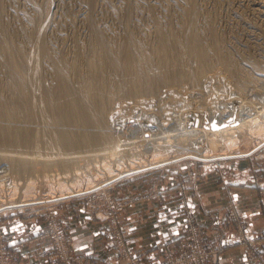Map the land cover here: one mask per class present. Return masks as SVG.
Returning <instances> with one entry per match:
<instances>
[{
    "label": "rangeland",
    "instance_id": "1",
    "mask_svg": "<svg viewBox=\"0 0 264 264\" xmlns=\"http://www.w3.org/2000/svg\"><path fill=\"white\" fill-rule=\"evenodd\" d=\"M129 1L131 2H128V0H0V46L2 47V49L0 47V93L2 97L5 99H7V97H13L16 90L13 87L14 83L8 74L7 68L4 66L7 58H10L13 62L18 64V66L23 62L22 64L25 65L19 66L20 73L23 77L28 78L29 76L30 78L31 76L32 79V71L28 72L27 70L29 61L31 63H29L30 67L28 65V68L31 70L32 59L28 56L34 54L35 51L32 49H36V43H38L37 40H41V42L47 46L46 48L49 51V55H51V57L55 58L56 60L58 57H60L66 59L67 61H73L77 63L78 68H76V71L73 69L66 71V76L68 79L72 83L77 84L79 80L87 74L86 63L89 61V59H92L93 56V53L90 49L92 45L91 39H93L92 27L97 29L101 28L100 30L105 32L109 42H113L112 44L114 46L112 45V47L116 52L121 50V46L123 45L122 41L125 39L123 37L129 35V32L132 33V35H137L136 37L141 39L142 44H145L147 48L149 45L150 49L154 47L156 44V40L153 39L155 38V32L153 31L155 30V19H159L163 24L172 22L170 25L174 28V31L178 33H181L184 30L187 22V15L185 11L190 4L189 0H184V2L187 1V4L182 0ZM194 1L195 3H193ZM194 1L191 2L195 10L192 13L194 16H192L196 23H191V20L193 19L191 16L189 25L194 24L196 29L199 28L197 31L200 35V38H202L201 41L206 49L211 43V38L209 36L210 32L214 31L220 41L225 45L224 50L227 51L228 54L225 51L219 54L218 57L217 55H213L214 57H212V54H210L209 58L211 59L210 62L212 63H209L212 65L209 68L210 64H208L209 66H207L209 69L207 67L206 69H203L204 71L208 69L207 71L203 72L202 70L201 77L200 73L198 74V77L195 69L190 70L195 67L193 61L191 63V60L187 61V59L184 58L186 60V65L189 66V69L188 67H185L186 65H179V69H177L178 65H176V68H174L176 69L174 70L176 73L173 72V77H176V81L174 78L172 80L173 84H170V87L161 86L157 94L150 99L149 97L147 99L138 94L134 96L115 94L110 106L111 116L114 114V116L111 118V130L114 132V134L119 132L121 133L120 136L124 135L126 136L125 138L131 137L130 140L135 141V139L139 140L141 138L140 135L142 134V128H144L146 134L150 138H154L164 135V133H161L163 129L164 131L175 133L174 130L169 131L168 129L180 127L181 122L185 120L183 117L188 112V114H197L199 117L205 118L204 121H207L208 115L212 112V110L225 109V111H230L233 110L236 105L238 106L237 108H239V106L241 107L242 105H264V13H260L255 10V6H253L248 0ZM128 5L131 6V8H129ZM179 7H181V9ZM127 11L129 13H127ZM170 13H172L173 16ZM196 14L198 16L196 17L197 19L195 18ZM150 16L152 18H149ZM165 16H169V18ZM183 18H185L186 21L183 20ZM32 21H34V23H32ZM89 22L92 24H88ZM21 25L24 28H22ZM209 28L210 30H207ZM212 28L214 29L211 30ZM28 34H31V37L27 40L25 37ZM32 37L33 39H36V41L33 40ZM8 41L12 43L14 42V44L18 45L17 47L20 49L16 50L17 53L16 51H14V53L12 52L9 57L6 49ZM150 49L147 50L149 51ZM209 50L210 49H208V51ZM55 54L59 56L56 58L57 55ZM221 55L224 60H227L224 62L221 60V62L224 63L223 66L220 65V59H222V57H220ZM135 57L139 59V56L135 55ZM38 58L37 66L40 69V75L42 76V79L45 83L52 82L53 73H51L52 69L50 66L51 64L49 63L50 60L46 58H42L40 60L41 57L39 56ZM216 58L219 59L220 63ZM230 60H237L236 62L240 63L235 69L232 70L229 65ZM187 62L190 63L188 64ZM254 62H256V64H254ZM224 65H229V67L226 69V66ZM238 67H241L242 70ZM228 68H231L230 70L233 71V73H231V71L229 72ZM234 70H238L239 73L236 72V74ZM144 71H146L147 75H154L158 73V69L154 67L147 68ZM187 73L188 75L189 73H194V75L191 74L187 76ZM234 73L237 78L235 77ZM104 74L105 82L103 84V88L107 91L114 90L116 86V74H112L110 72H105ZM195 74L197 76H195ZM29 78L27 79V81L30 80L29 84L27 81H25V87L27 86L26 84L30 86L26 87L27 93L29 95L28 99H26L31 100L30 102L34 104V115L31 121L20 119L16 122H18V124L22 122L20 125H27L30 127L32 134L31 141L24 145L12 143L9 144L0 141V171L4 167L3 157L7 155H13L17 157L21 156L22 158L35 161L38 165V171L41 173H43L44 168L41 164H38V161H42L43 159H59V157H61L60 150H58L53 144L52 137H50L49 134V131L52 130H50L49 127L56 128V124L53 123L52 126V123H49L48 126L46 123L44 105L42 104L40 97V89L34 85L33 79L31 80ZM176 82L179 83V85ZM172 91L176 92L175 95L171 93ZM174 101H176V103L172 104ZM172 107L174 110H171ZM137 131H139V133ZM38 132H40V135L37 137V135L34 134H37ZM263 146L264 140L261 134L251 135L248 132H244L243 136L240 138L238 146L230 154H220L218 152H214L207 157H202L193 146L188 145L185 146L188 147V149L181 148V150H178L179 152L176 157H171L169 160L165 161H157L154 165L146 164L144 166H140L139 164L141 160H144L145 163H147L149 160V154L141 153L134 148L118 161H123V169H114V178H109V174L106 172L104 167L107 164H110V166L116 168L113 164L116 162L110 158H100L99 155L96 156L98 152H95L94 154L97 159H102L104 161V165L99 167V160L96 161L98 168H94L91 172V175L89 174L91 177V184L88 190L63 197L59 196L57 187L50 190L48 185L43 182V180L40 181V176L36 178V180L34 179L35 177H33L35 180L34 190H36V193L28 196L30 195L29 192V194L25 197L23 195V191L25 189L23 178L27 177L28 181L30 178V173H27L26 170H8L2 174L5 173L4 175L6 178L12 175L14 181L17 180L18 182H22V185L19 187L17 192H14L13 196H11L12 200L8 199L10 198V193H8L9 196L5 195L7 201L0 204V217L18 212L23 214H34L38 216L41 215L45 224L42 231V236L49 240L46 256L52 261V264H59L60 256L58 255L57 257H54L50 251L51 249H56V246L59 244L58 240L63 238L62 232L64 234L66 244H69L68 247L72 257L80 259L86 258L88 259L89 264H93V257L89 255H76L72 252V242L68 233V228L65 223H63L61 218V203L70 199L83 200L99 219H105L108 220V222H114L124 207L130 202L129 199L119 197V193H116L115 189L117 184L129 181L131 178L136 177L137 175L156 173L158 171L162 172L175 166L191 167L192 165L197 164L220 162L225 159L251 158L254 161L253 167H260L264 163L263 159L254 158V156L258 154V151ZM80 150H87V148H82ZM88 153L90 152L83 154ZM88 157H93V155ZM117 159H119V157L115 158V160ZM129 160H132L131 162L134 163L135 167L131 166V162ZM84 175L87 176V172ZM143 196H151V198L154 199L158 195H149L145 193ZM29 197L34 199H25ZM50 213L54 215V217H52V225L54 228H51L50 223L51 231L48 235L46 234V230L49 229V222L47 219ZM100 214H102V216H100ZM225 215L226 226L228 228L232 226L235 229L238 235V241L245 247L250 263L264 264V226L262 227L260 235L250 236L244 221L238 216L233 205H229ZM187 219H192L193 224V226L190 227L191 240L189 245H194L197 242L199 243L197 250L191 249V252L198 253L200 259L208 258L210 264H217L218 254L223 249L222 246L219 245L220 239H205L204 231L202 227L198 225L196 220H194V218L191 216H188ZM186 220L185 230L182 236H184L187 231ZM110 228L112 229V226ZM243 229L245 231L244 235L242 234ZM60 234L62 236H59ZM176 240L165 243L160 251L158 261L144 263L141 254L133 255L131 252L118 250L116 251L119 256L117 259V264H158L163 260L162 255L164 249L168 245L172 244V242L174 243ZM114 243L120 247V236L115 238ZM0 244H3L9 253L16 255V258L12 259L10 263L16 264L18 261V253L15 250L9 248L6 242L1 238ZM202 249H205V252H201ZM7 251L5 252L6 254H8ZM255 251H261V254L259 253L261 257L255 255ZM250 253L254 255L251 254L250 256ZM1 257L4 258L0 254V258ZM134 258L137 261H135Z\"/></svg>",
    "mask_w": 264,
    "mask_h": 264
},
{
    "label": "bare ground",
    "instance_id": "2",
    "mask_svg": "<svg viewBox=\"0 0 264 264\" xmlns=\"http://www.w3.org/2000/svg\"><path fill=\"white\" fill-rule=\"evenodd\" d=\"M182 1L184 2V0ZM193 1L194 0H189L190 4L188 3L189 5L185 11L187 15V18L185 17L187 22L184 30L182 29L183 31L181 33L174 31V28L170 25V23L172 22L163 24L159 19H155V30H153L155 32V38L153 39L156 40V44L151 49L149 48L150 45L147 48L145 44H142L141 39L136 37L137 35L135 36L133 34V36L132 33L129 32V35L123 37L125 39H123L124 42L122 41V46L120 43V46L122 47L121 50L119 51L118 49L119 52H116L112 47L113 42H109L105 32L103 30H100L101 28L97 29L92 27L93 39H91L92 45L90 49L93 53V56L92 59H89V61L86 63L87 74L83 76L77 84L72 83L66 76L67 70H77V63L73 61H67L66 59L60 58L58 57L59 55L55 54L57 55L56 58L58 57L56 60L55 58L51 57V55H49V51L46 48L47 46H45L41 42V40H37L38 43H36V49H32L33 51H35L34 54L28 56L32 59L31 70H29L30 68H28L29 63H31L30 61L29 63L27 62L28 65L26 64L27 70L28 72L32 71L31 75L34 85L40 89V97L42 100V104L44 105L46 123L48 124V126L49 123H52V126L53 123L56 124V128L49 127L50 130L52 129L51 131H49V134L50 137H52L53 144L57 147L58 150H60L61 157H59V159H43L42 161H38V164H41L44 168L43 173L38 171L37 163L31 159L28 160L22 158L21 156L17 157L13 155H7L3 157L4 167L0 171V204L7 201L5 195L9 196L8 193H10V198L8 199L12 200L11 196H13L14 192H17L19 187L22 185V182H18L17 180L14 181L12 175L6 178L4 175L5 173L2 174L3 172H7L8 170H26L27 173H30V178L28 179V181L27 177L23 178L25 183L23 195L25 197L29 194V192L30 195L28 196L36 193V190H34V184L36 178H38L39 176L41 178L40 181L43 180V182L48 185L50 190L57 187L59 196L63 197L70 194H78L80 192L88 190L91 184V172L94 168H98L96 161L99 160V167L104 165V161L100 158H110L111 160L116 162L113 163L116 168H113L112 166H110V164H107L104 167L106 172H108L109 174V178L113 177V175L115 174V172H113L114 169H123V161H118L134 148L141 153L149 154V160L147 161V163H145L144 160H141L140 164L138 163L140 166H144L146 164L154 165L157 161H165L169 160L171 157H176L179 152L178 150H181V148L188 149V147H185L188 145L193 146L202 157H207L214 152H218L220 154H230L238 146L240 138L243 136L244 132H248L251 135L261 134L264 140L263 104L262 106L242 105L241 107L239 106V108H237L238 106L236 105V107H234V109L230 111H225V109L212 110V112L208 115L207 121H204L205 118L199 117V115L197 114L196 116L195 114H188V112L183 117L185 120L181 122L180 127H177L175 129H168L169 131L174 130L175 133H170L164 131L163 129L161 133H164V135H160L154 138H150L144 131V128H142V134L140 135L141 138H138L139 140L135 139V141H131V137L125 138L126 136L124 135L120 136L121 133L119 132L115 134L114 132H112L111 118L114 116V114H112L111 116L110 106L115 94H122L127 96H134L138 94L147 99L149 97L150 99L157 94L161 86L170 87V84H173L172 80L174 78V80L176 81V77H173V72L176 73V71H174L176 69L174 68H176V65H178L177 69H179V65L185 66V59H187V61L191 60V63L193 61L195 67L190 70L195 69L197 75L200 73L201 77L202 70L204 68L206 69V67L208 68V64L212 63L210 62L211 59L209 58V55L212 54V57L217 55L218 57L219 54L225 51V45L220 41L214 31H209L211 43L206 49L201 41L202 38H200V35L197 31L199 30V28L196 29V26L194 24L193 25L195 29L193 28V25H189V20L193 15L192 13L195 11L194 6L191 3ZM248 1L253 6H255V10L260 13H264V0ZM128 2L131 1L128 0ZM184 3L187 4V1ZM193 3H195V1ZM129 8H131V6H129ZM179 8L181 9V7ZM127 13L129 12L127 11ZM170 14L172 15V13ZM169 16L165 17L169 18ZM196 17H198L197 14L195 18ZM149 18L152 17L150 16ZM185 18H183V20H185ZM194 22L195 21L193 18L191 20V23ZM32 23H34V21H32ZM88 24L92 23L89 22ZM22 25L21 27L24 28ZM213 29L214 28H212L211 30ZM207 30H210V28ZM30 37L31 34H28L25 38L28 40ZM33 40L36 41V39ZM17 46L18 45H15L14 42H7L6 49L9 54L8 57L10 56V54H12V52L14 53V51L20 50ZM147 49L150 50L148 51ZM208 49L210 50L208 51ZM225 52L227 53V51ZM135 55L139 56V59H137ZM38 56L41 57L40 60L42 58L50 60L49 63L51 64L50 66L52 69L51 73H53L52 82L45 83L42 79V76L40 75V69L37 66ZM220 57H222V55ZM53 59H55L56 61ZM219 59H217L218 62ZM221 60H223V62L227 61L224 60L223 57L222 59H220V62ZM236 61H229V65L232 70L235 69L240 63L239 61V63H237ZM223 62H221V66H223ZM22 63H20L19 66L23 65ZM254 64H256V62H254ZM211 65L212 64H210L209 68L211 67ZM229 65L224 66H226L227 69ZM4 66H6L8 74L14 83V86H12L16 90L14 89L15 92L13 90V92L15 93L13 97H7V99L2 97L0 93V141L9 144L12 143L17 145H24L31 141L32 134L30 131V127H28L27 125H20L22 124V122L18 124V122L16 121L20 119L31 121L34 115V104L30 102L31 100H27L29 95L27 93L26 87L29 86L28 84L30 80L27 81L29 76L28 78L23 77L19 71L18 64L13 62L10 58H7ZM153 67L158 69V73L154 75H147L146 71L144 70ZM185 67H188L189 69L188 65H186ZM230 69L228 70L229 72L231 71ZM238 70H234V72L239 73ZM205 71L203 70V72ZM105 72L116 74V86L114 90L107 91L103 88V84L105 82ZM194 73H189V75H194ZM231 73H233V71H231ZM189 75L187 73V76ZM197 75L195 74V76ZM29 79H31V76ZM25 81L28 82V84H26V87ZM177 84L179 85V83ZM171 93L175 95L176 92L172 91ZM175 103L176 101H174V103L172 104ZM171 110H174V108L172 107ZM137 132L139 133V131ZM34 135H37L38 137V135H40V132ZM82 148H87V150H80ZM86 152L90 153L83 154ZM95 152H98L96 156L99 155V159H97V157L95 156ZM92 155L93 157H88ZM116 157H119V159L115 160ZM129 161L131 162L132 160ZM131 166L135 167L134 163L131 162ZM86 172L87 176L84 175ZM33 177H35V180L33 179ZM25 199L33 200L34 198L29 197Z\"/></svg>",
    "mask_w": 264,
    "mask_h": 264
},
{
    "label": "crops",
    "instance_id": "3",
    "mask_svg": "<svg viewBox=\"0 0 264 264\" xmlns=\"http://www.w3.org/2000/svg\"><path fill=\"white\" fill-rule=\"evenodd\" d=\"M254 158L264 162V146ZM253 162L251 158L225 159L137 175L117 184L116 193L130 202L110 223L99 219L83 200L65 201L60 204L61 218L72 252L93 257V264H117L118 250L141 254L144 263L158 261L165 243L183 235L185 220L191 216L205 239H220L223 249L217 264H251L235 229L226 226L225 214L233 205L249 235H260L264 163L253 167ZM145 193L158 196L153 199ZM44 225L41 215L18 212L0 217V238L18 253L16 264H52L46 256L49 240L42 236ZM119 236L120 247L114 243Z\"/></svg>",
    "mask_w": 264,
    "mask_h": 264
},
{
    "label": "built area",
    "instance_id": "4",
    "mask_svg": "<svg viewBox=\"0 0 264 264\" xmlns=\"http://www.w3.org/2000/svg\"><path fill=\"white\" fill-rule=\"evenodd\" d=\"M54 217L53 214L48 215V222H49V229L46 230V234L49 235V232L51 231V228L53 229L54 226L52 225ZM51 223V228H50ZM186 226L187 231L180 239L172 242V244L168 245L164 251H163V260L158 264H210L208 258L200 259L199 254L196 252H191V249L197 250V246H199V243L197 242L194 245H189V242L191 240V229L190 227L193 226L192 219L186 220ZM241 232V231H240ZM244 229H243V235H244ZM63 238H60L58 240L59 244L56 246V249H51L50 253L59 258V264H89L88 259L86 258H75L72 257L69 251V244H66V240L64 238V234L62 232ZM61 234L59 236H62ZM6 247L3 244H0V254L4 258H0L1 262L0 264H10L12 259L16 258V255L13 253L6 254ZM201 252H205V249H202ZM261 251H255V255L258 257H261L260 254ZM252 253H250L251 256ZM254 255V254H252ZM135 259V258H134ZM135 261H137L135 259ZM264 261V259H263ZM58 264V263H57ZM126 264H132V263H126ZM213 264V263H212Z\"/></svg>",
    "mask_w": 264,
    "mask_h": 264
},
{
    "label": "water",
    "instance_id": "5",
    "mask_svg": "<svg viewBox=\"0 0 264 264\" xmlns=\"http://www.w3.org/2000/svg\"><path fill=\"white\" fill-rule=\"evenodd\" d=\"M196 115V114H195ZM197 116V115H196Z\"/></svg>",
    "mask_w": 264,
    "mask_h": 264
}]
</instances>
